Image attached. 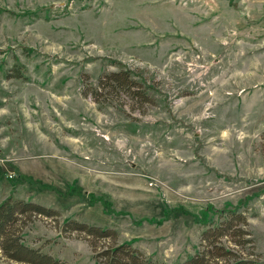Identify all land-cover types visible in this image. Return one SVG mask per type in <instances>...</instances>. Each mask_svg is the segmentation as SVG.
Returning a JSON list of instances; mask_svg holds the SVG:
<instances>
[{
  "label": "rangeland",
  "instance_id": "374dc122",
  "mask_svg": "<svg viewBox=\"0 0 264 264\" xmlns=\"http://www.w3.org/2000/svg\"><path fill=\"white\" fill-rule=\"evenodd\" d=\"M123 71L134 88H101ZM10 196L59 214L33 217L25 243L68 264H95L94 242L182 264L203 250L207 208L245 212L264 260V0H0Z\"/></svg>",
  "mask_w": 264,
  "mask_h": 264
},
{
  "label": "trees",
  "instance_id": "16d2710c",
  "mask_svg": "<svg viewBox=\"0 0 264 264\" xmlns=\"http://www.w3.org/2000/svg\"><path fill=\"white\" fill-rule=\"evenodd\" d=\"M10 78L23 79L22 67H15ZM106 82V83H105ZM101 88L119 87L132 89L135 82L131 80V73L123 71L111 73L100 81ZM93 97L99 95L94 90ZM31 178L20 174L16 182L23 183ZM46 188V187H44ZM78 187H71L69 195H79ZM81 196V195H79ZM94 197L93 195H91ZM81 197H84L83 195ZM101 202L103 206L110 208V203L103 198H96L92 203ZM212 208L202 210L196 217L199 224L207 229L202 234L203 250L195 255L187 257L182 264H264L261 254L256 253V248L249 231V218L245 212L237 209H226L215 213V219H209ZM115 213V212H114ZM57 218L59 214L51 208L32 201L8 197L0 204V264L4 260L21 264H68L41 249H34L26 245L24 229L33 217ZM85 233L87 237L97 240L114 239V233L108 229L88 226L76 221L67 220L63 232ZM95 264H167L156 261L133 247L131 242L122 244H110L97 249L94 242ZM248 251L247 252V250Z\"/></svg>",
  "mask_w": 264,
  "mask_h": 264
}]
</instances>
